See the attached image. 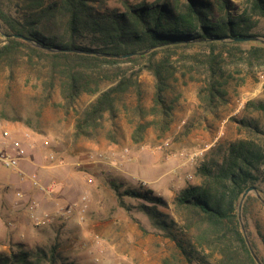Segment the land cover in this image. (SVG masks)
Returning a JSON list of instances; mask_svg holds the SVG:
<instances>
[{"label":"trees","instance_id":"16d2710c","mask_svg":"<svg viewBox=\"0 0 264 264\" xmlns=\"http://www.w3.org/2000/svg\"><path fill=\"white\" fill-rule=\"evenodd\" d=\"M120 1L121 7L106 0H0V67L9 69L7 77L23 56L47 63L39 111L54 92L64 113L82 94L93 97L78 113L75 138H94L108 123L105 136L117 142L122 116L132 126L131 141L140 143L147 128L158 135L169 130L179 87H196L198 119H204L226 105L230 84L264 74V0H241L238 8L231 0ZM144 71L152 78L147 103ZM244 107L264 118V99ZM235 121L242 135L213 148L198 164L200 183L175 195L181 223L158 208L167 202L152 190L120 191L112 182L121 203L122 196L139 199V210L189 263L259 264L250 246L264 264L250 229L253 221L264 248L256 214L264 206V125L248 117ZM52 253L33 259L26 251L0 252V264H55Z\"/></svg>","mask_w":264,"mask_h":264},{"label":"rangeland","instance_id":"374dc122","mask_svg":"<svg viewBox=\"0 0 264 264\" xmlns=\"http://www.w3.org/2000/svg\"><path fill=\"white\" fill-rule=\"evenodd\" d=\"M106 1L110 6L121 7L120 0ZM231 1L235 8L241 3V0ZM260 26L264 27V19ZM14 69L9 79V69L0 67V133L8 130L26 139L28 158L50 166V173L47 171L42 178L38 176L43 187L49 185V201L43 204L37 198L40 193L32 195L39 202V215L48 220L35 225L21 209L17 212L20 222L16 226L8 223L12 215L3 213L0 252L26 251L33 259L53 252L55 264H195L189 263L175 242L139 210V199L122 196V204L112 182L120 185V191L140 185L152 190L167 202L166 207L158 208L181 223L182 214L175 208L173 199L181 188L200 183L196 173L200 160L220 142L242 135L235 119L254 118L264 125L260 110L244 107L247 100L264 99V74L257 73V79L247 77L243 83L230 84L226 105L204 119H198L196 87L193 84L179 87L181 95L174 106L169 130L158 135L153 128H147L142 141L133 143L132 126L122 116L115 131L117 142L105 136L108 123L94 138H75L73 130L78 113L93 97L82 94L75 107L64 113L54 92L52 100L39 111L42 92L39 77L47 71L46 61L37 57L27 60L23 56ZM140 79L147 103L152 93V78L144 71ZM142 148L144 154L135 163L134 153ZM0 175L5 183L14 180L10 178L11 171L1 164ZM14 185H9L13 192ZM257 208L260 230L264 232V206ZM255 226L251 221V232L264 257Z\"/></svg>","mask_w":264,"mask_h":264},{"label":"built area","instance_id":"2783aa9c","mask_svg":"<svg viewBox=\"0 0 264 264\" xmlns=\"http://www.w3.org/2000/svg\"><path fill=\"white\" fill-rule=\"evenodd\" d=\"M28 147L29 143L26 139L12 135L8 130H3L0 133V164L9 170L15 171L19 182L30 183L40 189H44L35 171L29 172L21 168V163L28 157ZM15 195L17 198L22 199L25 192L18 189L15 190ZM38 203L33 196L25 200V210L35 225L43 224L48 220V217L39 215ZM8 223L12 225L11 222Z\"/></svg>","mask_w":264,"mask_h":264},{"label":"crops","instance_id":"0c3cea01","mask_svg":"<svg viewBox=\"0 0 264 264\" xmlns=\"http://www.w3.org/2000/svg\"><path fill=\"white\" fill-rule=\"evenodd\" d=\"M142 150H144V149L143 148L139 149V150H137V152L134 153L135 155H137L133 158V161H135V163L137 161V157L140 156V154H144V152ZM138 162H139V160H138ZM138 162H137V165H138ZM140 163H142L141 160H140ZM21 168L23 170L29 171V172L36 170L38 176L41 178L43 175L47 174V171H48V173H50V166L44 165L40 161L31 160L28 157L21 163ZM10 171H11V175H12V177L10 176V178L14 179V180H9L7 183H5L4 177H2L0 175V223L2 221L1 215L3 213H5L8 215H12L10 218L11 220L9 222H11L12 225L15 224L17 226V224H19V222H20V218L18 217L17 212H19L21 209L26 212L25 200L28 197L35 195L36 193H40V194H37L38 195L37 198L41 199L42 202L44 201L43 204H45V200L49 201V195H48L49 194V185H46L44 187V189H42V191H44L45 193L38 191L37 190L38 187H36L35 185H32L30 183L19 182L16 172L12 171V170H10ZM142 179H143V182L147 181V179H145V178H142ZM11 182L13 184H15L14 185L15 187L13 186V188H12V189H14V192L11 191V189H10L11 187L9 186L12 184ZM147 182L149 183V181H147ZM26 187H27V190H26ZM18 189L25 191V195L22 199L17 198L15 195V190H18ZM41 194H43V195L41 196ZM14 214H15V216H14ZM12 219L15 220L16 222L13 221Z\"/></svg>","mask_w":264,"mask_h":264},{"label":"water","instance_id":"95a60500","mask_svg":"<svg viewBox=\"0 0 264 264\" xmlns=\"http://www.w3.org/2000/svg\"><path fill=\"white\" fill-rule=\"evenodd\" d=\"M17 36L20 37V35H17ZM256 38H257V37H248V38H243V39H244V40H249V39H256ZM250 190H253V187H249L247 190H245L244 193L242 194V198H244L245 195H246ZM256 195L259 197L258 193H256ZM263 203H264V200H263ZM243 227H244V226H243V224H242V227H241V228H242L243 232H245ZM246 238H247V236H246ZM247 240H248V238H247ZM249 249H250L252 255L254 256V258L257 260V262H258L259 264H261V262L257 259V256L255 255L253 249H252L250 246H249Z\"/></svg>","mask_w":264,"mask_h":264}]
</instances>
